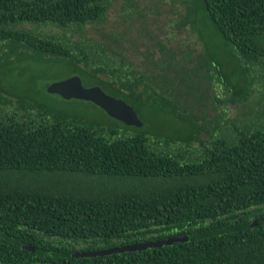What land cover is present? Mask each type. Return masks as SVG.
I'll list each match as a JSON object with an SVG mask.
<instances>
[{
  "label": "trees",
  "instance_id": "obj_1",
  "mask_svg": "<svg viewBox=\"0 0 264 264\" xmlns=\"http://www.w3.org/2000/svg\"><path fill=\"white\" fill-rule=\"evenodd\" d=\"M263 39L264 0H0V264H264ZM75 74L143 125L46 90Z\"/></svg>",
  "mask_w": 264,
  "mask_h": 264
},
{
  "label": "water",
  "instance_id": "obj_2",
  "mask_svg": "<svg viewBox=\"0 0 264 264\" xmlns=\"http://www.w3.org/2000/svg\"><path fill=\"white\" fill-rule=\"evenodd\" d=\"M45 88L51 93H57L66 99L78 98L92 101L103 108L109 115L115 117L126 124L142 126L143 121L140 119L136 109L123 98L115 97L106 92L101 86L93 85L86 86L82 78L75 74L64 79L49 81ZM254 223H257L255 221ZM183 237H170L167 239H159L150 242H138L133 244L116 246L108 249H101L95 251L76 252L75 256H96L108 255L114 252L135 251L146 249L148 247H156L164 244H171L174 241L185 240ZM27 248L35 250L33 247Z\"/></svg>",
  "mask_w": 264,
  "mask_h": 264
},
{
  "label": "rangeland",
  "instance_id": "obj_3",
  "mask_svg": "<svg viewBox=\"0 0 264 264\" xmlns=\"http://www.w3.org/2000/svg\"><path fill=\"white\" fill-rule=\"evenodd\" d=\"M190 3L192 4V6H196V0H190ZM201 18H203L202 16H200ZM203 22L205 24H202V28L204 29L203 31V36L205 37L203 40V42L206 44V46H208L209 50H211L212 54H214L216 57H218L219 63H217V67H221L224 66L227 71H229V73H231L230 76L232 75H238V73L242 72V69L239 70V61L237 59H235V57L233 56V47L231 45H227L220 37L219 35L216 33V31L212 28V26L210 24L206 25L205 20L203 19ZM263 44H264V39H263ZM51 66V65H50ZM57 67V68H56ZM52 69L49 68V66H43V69H50V71H57L58 69H61L59 72H61L62 75H66L68 76V74L70 75V69H63L62 67H58V65L51 67ZM223 69V68H222ZM256 69V70H255ZM254 71V75L255 76V80L257 83H259V85L264 86V62H258L256 64V67L253 69ZM34 72V71H33ZM35 73H39V71L35 72ZM61 79H64L63 77ZM259 87V86H258ZM261 93V94H260ZM264 97V88L262 89V91H260L257 95L256 98L258 99H262V96ZM92 108H90L93 113H97V115H104L103 111H101L100 109L91 106ZM156 115V112L154 114V116ZM149 116V115H148ZM151 117V116H149ZM156 117H158L156 115ZM155 118V117H154ZM160 120V119H159ZM162 123H159V126L161 127ZM159 127V128H160ZM100 182V181H99ZM98 183V181H97Z\"/></svg>",
  "mask_w": 264,
  "mask_h": 264
}]
</instances>
